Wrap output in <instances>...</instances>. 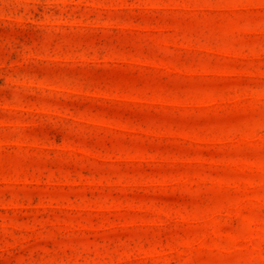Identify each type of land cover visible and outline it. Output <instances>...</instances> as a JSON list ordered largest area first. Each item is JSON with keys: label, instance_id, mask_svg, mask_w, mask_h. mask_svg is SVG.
Here are the masks:
<instances>
[{"label": "rangeland", "instance_id": "obj_1", "mask_svg": "<svg viewBox=\"0 0 264 264\" xmlns=\"http://www.w3.org/2000/svg\"><path fill=\"white\" fill-rule=\"evenodd\" d=\"M0 264H264V0H0Z\"/></svg>", "mask_w": 264, "mask_h": 264}]
</instances>
